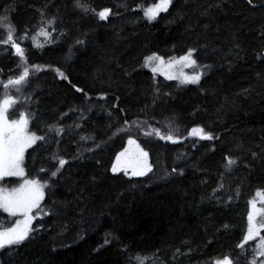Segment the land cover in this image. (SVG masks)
Wrapping results in <instances>:
<instances>
[{
  "label": "trees",
  "instance_id": "obj_1",
  "mask_svg": "<svg viewBox=\"0 0 264 264\" xmlns=\"http://www.w3.org/2000/svg\"><path fill=\"white\" fill-rule=\"evenodd\" d=\"M158 2L0 0V104L27 69L11 116L41 137L24 168L45 183L43 217L0 264H264L238 247L264 191V0H172L148 19ZM191 50L207 66L198 84L141 68ZM132 138L146 175L112 171Z\"/></svg>",
  "mask_w": 264,
  "mask_h": 264
},
{
  "label": "snow or ice",
  "instance_id": "obj_2",
  "mask_svg": "<svg viewBox=\"0 0 264 264\" xmlns=\"http://www.w3.org/2000/svg\"><path fill=\"white\" fill-rule=\"evenodd\" d=\"M171 3L172 0H159V3L156 4L155 7L145 10V15L150 20L155 19L160 11L166 12ZM249 3H251V0H249ZM110 11V9H105L98 12L97 15L101 20H106L110 14ZM13 31L14 29L9 26V33L4 40V43L11 44L16 49V53L21 58H23L24 52L13 39ZM41 35H47V33L42 31ZM22 38L23 37H21V39ZM192 56L193 53L189 52L188 55L182 58V62H187L190 66L195 65L196 61L192 59ZM152 59L157 58H149V60ZM28 74V70L25 69L20 79L10 81L9 83L12 85L20 84L28 76ZM60 75L63 78V73H60ZM199 79L200 77L197 75L188 78L186 82L194 84L198 83ZM77 90L79 91V89ZM13 103H15L13 99L7 98L3 100L2 104H0V179L11 176H22L23 168L21 167V164L24 158L25 150L35 143L37 139H41V137H37L34 134L28 133L27 119H13L11 122H9L8 109ZM157 135H159V133H157ZM193 135H199L201 139H213L212 135L205 133L203 129H193ZM159 138L162 140L167 139L173 143L177 142L172 135H160ZM129 143L132 144L135 142L130 140ZM121 155H123V153ZM141 155L145 158L147 157V153L143 152V150H141ZM59 163L62 166L65 161L61 160ZM227 163L231 165L234 164L235 161L229 159ZM112 171L116 172L118 169L114 167ZM148 171H151V166L145 162L144 166L139 171L134 170L132 175L142 176ZM41 196L42 193L39 190L38 182L32 180L25 181L24 186L18 189H13L11 192L4 188H0V209H3L11 215L22 214L28 218L23 222V229H21L20 225L18 224L15 228H10L6 231H0V249L5 248L6 246L21 243L26 238L27 232L29 230L28 224L31 219L29 213L33 208L39 206V199ZM252 206L255 209L254 201ZM248 219L250 223L249 227L247 228V236L244 238V243L238 245L240 248H244V244L249 240L256 239L257 233L261 229H264V222H261L259 227H257V225L254 223L253 215H249ZM260 255L264 256V237L260 238ZM137 260L140 262V264H144V260L142 258L137 257ZM217 264H232V261L229 258H225L222 261H217ZM252 264H255V261H253Z\"/></svg>",
  "mask_w": 264,
  "mask_h": 264
},
{
  "label": "rangeland",
  "instance_id": "obj_3",
  "mask_svg": "<svg viewBox=\"0 0 264 264\" xmlns=\"http://www.w3.org/2000/svg\"><path fill=\"white\" fill-rule=\"evenodd\" d=\"M159 3V2H158ZM157 3V4H158ZM155 7L151 6L149 8ZM163 11H160L157 16ZM189 52L193 53L192 59L196 61L195 65L190 66L187 62H182V58L186 55H188ZM187 54L183 56H175V57H170V58H161L157 55H151L148 56L144 62L141 65L142 69L149 70L154 75L156 76H161L167 80H173L180 82L182 84H193V83H187L186 80L190 77L193 76H199V82L202 80L203 76L207 72V66L204 64H201L200 62L197 61V59L194 56V51L191 50ZM151 57H156L157 59H152L149 60ZM171 77V78H169ZM198 82V83H199ZM194 83V84H198ZM25 84V80H23L20 84L17 85H12L9 84L6 86L5 94L6 98H11L15 101L9 109H8V118L9 122H11L13 119H27L28 124H27V131L29 134H34L30 127H29V119L26 115L25 112L21 111L18 115L11 116V111L12 109L20 102V99L23 95V87ZM16 96V97H15ZM18 98V99H17ZM35 135V134H34ZM36 136V135H35ZM134 141L135 143L130 144L129 141ZM38 141V139L35 141V143ZM35 143H33L30 147H32ZM139 146V147H137ZM28 147L25 152H24V158L21 164V167L23 168V175L22 176H11V177H4L3 179H0V188H4L7 191L11 192L13 189H18L24 186L25 181L32 180L38 182L39 190L42 193L41 198L39 199V206L36 208H33L31 212L29 213V216L31 217L30 222L28 224V232L26 238L29 236L30 232L33 229V225L35 221L41 217H43V210H42V202L44 199L45 195V183L37 178H31L27 176L25 168H24V160H25V153L26 151L30 148ZM141 150L143 152L147 153V157H143L141 155ZM123 153V155H121ZM145 162L151 166V161H150V156L148 152L141 146V144L135 139H129L125 148L118 154L113 168H117L118 171L116 172H125L128 175L131 176H137V175H132L134 170L139 171L145 164ZM148 171L147 173H149ZM146 173V174H147ZM145 174V175H146ZM253 201L255 202V209L252 206ZM264 191H259L253 198L250 204V211L249 215L254 216V223L259 227L261 222H264ZM6 212V211H5ZM12 221V224L10 226H0V231H6L10 228H15L18 224L20 225V228H24V221L28 219L22 214H17V215H11L8 212H6ZM249 217V216H248ZM249 219H248V227H249ZM247 227V228H248ZM264 229H261L256 236V239L254 240H249L247 243L244 244H253L255 246V251L257 252L256 255H260V238L263 236L262 232ZM247 236V231L245 234V237ZM244 237V238H245ZM244 243V239L243 242ZM14 245V244H13ZM11 246V245H10ZM1 250V249H0ZM224 259H220L217 261H222ZM217 261L214 264H217ZM263 261H264V256H263Z\"/></svg>",
  "mask_w": 264,
  "mask_h": 264
}]
</instances>
